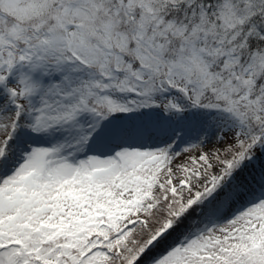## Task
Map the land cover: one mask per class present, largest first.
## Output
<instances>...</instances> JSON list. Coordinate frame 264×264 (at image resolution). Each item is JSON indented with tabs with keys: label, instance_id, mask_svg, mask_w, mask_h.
I'll return each mask as SVG.
<instances>
[{
	"label": "snow or ice",
	"instance_id": "1",
	"mask_svg": "<svg viewBox=\"0 0 264 264\" xmlns=\"http://www.w3.org/2000/svg\"><path fill=\"white\" fill-rule=\"evenodd\" d=\"M0 264H264V0H0Z\"/></svg>",
	"mask_w": 264,
	"mask_h": 264
}]
</instances>
